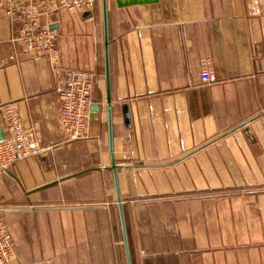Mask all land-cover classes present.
Returning a JSON list of instances; mask_svg holds the SVG:
<instances>
[{"label":"crops","instance_id":"0c3cea01","mask_svg":"<svg viewBox=\"0 0 264 264\" xmlns=\"http://www.w3.org/2000/svg\"><path fill=\"white\" fill-rule=\"evenodd\" d=\"M55 5L51 60L0 0V131L13 107L50 146L0 175L14 264H128L112 153L132 264H264V0H108L113 152L103 2ZM68 69L93 74L87 138L60 128Z\"/></svg>","mask_w":264,"mask_h":264},{"label":"built area","instance_id":"2783aa9c","mask_svg":"<svg viewBox=\"0 0 264 264\" xmlns=\"http://www.w3.org/2000/svg\"><path fill=\"white\" fill-rule=\"evenodd\" d=\"M5 12L21 23L17 40L32 54L47 55L54 60L57 52V31L44 18L55 10V0H39L22 4L19 0H3ZM202 79L213 83L216 77L210 62L202 70ZM93 74L68 69L60 89L62 100L60 128L68 140L88 137L93 100ZM6 135L0 140V175L17 161L40 156L50 149L43 145L38 123L27 125L15 108L5 110ZM16 258L13 236L0 214V264H14Z\"/></svg>","mask_w":264,"mask_h":264},{"label":"water","instance_id":"95a60500","mask_svg":"<svg viewBox=\"0 0 264 264\" xmlns=\"http://www.w3.org/2000/svg\"><path fill=\"white\" fill-rule=\"evenodd\" d=\"M160 0H116L117 5L119 7H126V6H132V5H139V4H152L157 3ZM103 2V13H104V30H105V46H106V62H107V102H108V115H109V130H110V144H111V151L113 152V119H112V94H111V82H110V57H109V45H110V38H109V27H108V0H102ZM92 109L94 111L100 110V105L94 104L92 106ZM0 137L1 140L4 139L5 135L4 132L0 131ZM113 158V170L115 172V179L117 184V190H118V198L121 208V218L123 223V229H124V236H125V244H126V252H127V261L128 264H132L131 256H130V249L128 245V238L126 233V225L124 220V213L122 210V198L120 195V189H119V182H118V174H117V165L116 160L114 158V155L112 153Z\"/></svg>","mask_w":264,"mask_h":264}]
</instances>
